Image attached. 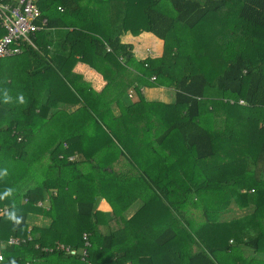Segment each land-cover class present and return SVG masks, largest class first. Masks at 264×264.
Segmentation results:
<instances>
[{
  "label": "trees",
  "instance_id": "trees-1",
  "mask_svg": "<svg viewBox=\"0 0 264 264\" xmlns=\"http://www.w3.org/2000/svg\"><path fill=\"white\" fill-rule=\"evenodd\" d=\"M78 1L40 0L39 6L48 26L66 16L82 15L85 11L90 14V25L70 23L72 28L66 32L64 47L69 50L68 57L79 55L82 61L103 73L109 71L111 76L105 88L97 92L86 81L80 82V75H74L75 80L57 71L59 90L51 84L47 87V82L53 80L44 78L43 104L39 101L33 108L35 102L30 100L5 105L9 108L5 110L4 106L0 111V208H8V213H0V239L15 236L25 240L6 247V263L231 264L233 259L234 264H249L244 261L248 259L245 252L235 253V247L240 248L241 244L251 249L254 257L264 256V0H86L83 9ZM60 3L64 10L59 9ZM112 26L116 27L111 30ZM144 31L164 41V53L159 58L138 61L140 75L135 78L143 84L153 74L168 77L171 82L166 84L178 90L176 101L170 105L146 102L139 87L136 90L143 102L127 106L121 101L127 90L120 94L107 92L113 77L124 73L136 60L132 44L123 42L121 36ZM48 33L38 32V44L47 43ZM108 45L111 51L107 50ZM27 50L39 52L32 47ZM123 58L126 62L121 61ZM1 62L0 59V103L4 104L5 98L10 100L13 96L7 90L23 86L25 81L35 82L31 76L40 77V73L6 75L4 69L9 63L2 68ZM99 63H104L103 67ZM214 72L216 78L212 79ZM131 86L128 84L126 89ZM211 90L218 95L216 103L225 106L216 143L212 131L202 122V117L208 118L212 113L200 114L197 99L212 95ZM53 96H57L52 100L58 103V109L48 120L47 100ZM114 103L119 111L109 107ZM71 105L76 109L69 111L72 108L64 107ZM147 112L158 117L161 125L143 127V133L155 129L158 141H146L142 130L133 124V118L147 116ZM228 118L235 123H227ZM100 123L106 130L103 139L123 145L131 153L133 159L128 161L132 168L148 172L152 162L146 154L134 153V144L140 142L145 145L142 151L149 145L153 154L166 163L165 171L185 169L189 161L194 168L202 160V165H207L211 159L207 158L215 150L229 151L228 158L219 165H249L252 178L248 186L256 190L237 189L229 198L220 193L218 206L205 203L207 219L199 223L198 229L193 228L186 213L197 204L191 198L195 184L183 185L182 180H176L178 173L151 170L149 182L141 177L155 196L141 199L122 191L130 187L131 176L123 179L106 167L101 168L103 172L97 170L91 154L98 153V146H105L94 131ZM40 131L45 140L32 139ZM173 133L181 138L169 140ZM231 197L241 207L243 199L252 207L245 222L242 218L229 223L216 217L226 209ZM102 198L115 207L110 219L98 208ZM136 202L141 206L128 215ZM37 214L51 218V223L31 225L29 217ZM154 216L160 221L158 224L153 221ZM105 224L109 226L107 233L101 229ZM162 224L170 232L165 234L159 227ZM153 230L155 236L150 235ZM85 233L88 239L84 238ZM59 243L76 253L57 249ZM193 246L197 247L196 252ZM84 250L87 255L82 259ZM183 257H187L184 262Z\"/></svg>",
  "mask_w": 264,
  "mask_h": 264
},
{
  "label": "crops",
  "instance_id": "crops-1",
  "mask_svg": "<svg viewBox=\"0 0 264 264\" xmlns=\"http://www.w3.org/2000/svg\"><path fill=\"white\" fill-rule=\"evenodd\" d=\"M82 6L86 3V0H79L78 4ZM58 7H62L64 10V6L60 3ZM41 8V7H40ZM97 9V8H96ZM42 13H43V9ZM50 14L53 16L55 14L54 10L51 9ZM47 18V17H46ZM54 18V17H53ZM53 18L51 21H53ZM57 18V17H55ZM90 14H88L86 11L84 14L77 13L74 16H66L63 20H55L56 22H59L58 24L55 23L48 26L45 30L41 32H49L48 37L46 38L47 43L42 42L37 45L39 49H37L39 52H36L34 50H27L22 54L8 57V58H1L2 62V68L4 65H8L4 69V73L6 75L11 74H20L24 73L25 76H29L31 73L39 72L40 78L37 74L36 76H31V78L34 79L35 82L31 83V81H25L23 83V86H13L9 90L6 91V93H10L13 95L10 100L9 98H5L4 104L0 103V111H2L5 105L8 104H20L22 102L27 103L28 101L32 100L35 102V105L33 108L37 107V103L43 104L42 102L45 101L46 95L43 93V81L44 78H47L49 80H53L55 82H47V87H50L51 85L56 86V91L59 90L58 86V74L57 71L60 72L62 76H70L76 80V77L74 75H80L81 78L79 79L80 82L86 81L89 86H92L94 90L97 92H100L105 88L109 81V76H111L110 72L105 70V73L101 72L98 68H95L93 64L86 63L81 60L80 56L77 55L76 58L68 57V52L64 47L66 42V32L68 29H71L70 23H78V24H91L89 21ZM107 29H110L111 23L108 21ZM116 27V26H115ZM114 26L111 27V30L115 28ZM41 32H39L41 34ZM3 30L0 29V37L3 35ZM39 38V37H38ZM36 36V39H38ZM122 41L125 43H130L133 46V53L135 55L136 60L131 64L127 66V70L124 73L117 74L113 77L111 85L109 89L107 90L108 93H114V94H120L123 91H126V94L128 98L134 99L135 102H143V100L140 98L139 93H137L136 88L139 87L141 93L144 96V100L146 102H152V103H159L162 102L164 104L170 105L176 101V93L177 88L174 85H168L166 83H170L171 80L168 77L158 76L156 74H153L150 78H146L147 82H139L138 78H135V75H140V71L138 70V61H143L146 58H159L164 53V41L158 37H156L151 32H141L140 34H132V33H124L122 36ZM41 40V39H40ZM122 62H126V59L123 58L121 60ZM8 62V63H7ZM100 67H103L104 63H99ZM44 72V75H41V73ZM183 75V74H182ZM180 75V76H182ZM38 76V77H37ZM132 83V86L129 89H126L127 85ZM112 88V91H111ZM113 88L115 90H113ZM212 95L210 96H204V97H198L199 100V113L201 114H207L212 113L208 118L202 117V122H204L205 126L209 128L212 131V136L214 137V143H216L220 136H215L216 131L223 126V111L224 107L223 105H219L216 102L219 100L217 93L214 90H211ZM59 93V92H58ZM132 93V95H131ZM58 95V94H57ZM125 95L122 96L121 101H123L124 106H127L128 103L125 99ZM57 96H53L51 98H48L47 105H48V115L47 119H51V115L54 113L55 109H58V103L54 102L52 99L56 98ZM114 99V98H113ZM112 99V100H113ZM224 103L226 102L225 99L222 100ZM112 101H110L111 103ZM185 103V102H182ZM145 105V104H144ZM112 106V107H111ZM109 107L115 108L119 111V107L117 105L112 104ZM182 107H186V104H180ZM5 110H7L9 107L5 106ZM50 107V108H49ZM62 107V106H60ZM65 108H72L73 111L76 109L77 106H64ZM50 109V110H49ZM169 110V109H168ZM181 112L182 109H179ZM186 110V109H185ZM217 113V114H215ZM147 116L144 117H137L133 118V124L136 126V129L138 131L142 130V136L146 141H158V132L153 129L147 131L145 134L143 133L144 128L143 127H157V125H161L159 122V118L153 115L152 113L147 112ZM201 117V116H200ZM227 120V123L234 124V119ZM143 128V129H142ZM27 133L29 131H26ZM20 137H18V140ZM37 138L39 140H43L44 136L42 135V132L38 133L36 136H33L32 139ZM181 137L179 134H171L169 137V140H179ZM45 140V139H44ZM43 140V141H44ZM42 141V142H43ZM143 143H136L134 144L133 148L136 152H134L136 155L141 156L142 153L146 154L148 158L150 159L149 162L150 165L148 166V172L143 169L137 168L141 173L149 175L153 174L151 173V170H153L154 173H157L159 170H163L162 174L164 173H171V174H179L176 177V180H182L183 185H193L195 184V187L191 193V198L193 202L197 203L194 205V210L190 213H186V216L190 221L193 223V228L198 229L199 223L203 220L207 219V215L204 212V205L205 203L211 204L213 206H218L221 202L220 199V193L228 194V198L230 195H232V191H235L237 189H240V192L245 191L248 189V184L251 182L252 173L250 171V166L243 163L240 166H237V164H230L226 167H221L219 164L222 163V160L224 158H228L229 151H217L215 150L211 156H209L207 159L211 158L210 160H207V165H202V161L200 162V165H197L198 167L194 168L190 165L192 164L190 161L188 163V166L185 169L180 168L174 169L172 171H165L167 169V165L165 162H162L158 159V156L153 154L152 149L148 145L145 151H142L144 148ZM142 151V152H141ZM159 151H161L159 149ZM153 157H151V156ZM143 161V160H142ZM161 163V165H157V163ZM154 163L152 166L151 164ZM120 166V165H117ZM116 166V167H117ZM229 166V167H228ZM205 171V172H203ZM207 173V174H205ZM263 175V174H262ZM123 179L126 176H130L129 174H121ZM193 176H196V179L193 181ZM131 178L133 179V182H131L130 187H124L122 191H124L126 196H139L141 199H149L150 196L155 199L154 193L152 195L150 188L147 186L144 182L141 181V177L134 176ZM161 177H159L160 179ZM231 179L229 182L227 179ZM255 187H252L249 191L254 192ZM222 191V192H221ZM119 190L116 191V195H119ZM264 195V193H263ZM244 200V201H243ZM243 207H241L237 200L234 197H231L228 203V206H226V209L223 210L219 215H216L219 221H225V222H233L242 219V216H244V222L248 219V216L253 211L252 207H249L250 205L247 203L246 199H243ZM158 205L160 206L161 202L160 199L157 201ZM134 205H137L138 208L141 206L140 202L134 203ZM98 208L103 211L107 215V219L112 218L114 209L113 205L109 200L106 198H102L98 203ZM136 208L135 211L138 209ZM134 211V212H135ZM133 212V213H134ZM187 212V211H186ZM132 213V214H133ZM128 215H130L128 213ZM213 219V216H210ZM31 225H39V226H46L51 223V218L43 217L40 214L37 215H31L28 220ZM154 222H157V224L160 222L156 217L153 218ZM165 219L161 221L164 222ZM163 225V224H162ZM159 227L165 231V234L170 232V230L166 229V227L163 225H159ZM101 229L104 232H109V226L108 224H105V226H101ZM245 230V228H244ZM246 231V230H245ZM251 232H255L251 231ZM150 235L155 236V231L153 230L150 232ZM231 242L233 240L231 239ZM240 249L242 252H247L249 257L250 264H264V256L257 255L253 256V252L251 249H249L246 245H240ZM197 251V247L193 246V252ZM188 257V256H187ZM187 257H183L182 262L186 261ZM254 258H261L263 259V262H256L254 261ZM231 264H234L235 261L231 259ZM128 264H131L130 262Z\"/></svg>",
  "mask_w": 264,
  "mask_h": 264
},
{
  "label": "built area",
  "instance_id": "built-area-1",
  "mask_svg": "<svg viewBox=\"0 0 264 264\" xmlns=\"http://www.w3.org/2000/svg\"><path fill=\"white\" fill-rule=\"evenodd\" d=\"M40 0H0V27L4 34L0 37V59L12 57L24 53L30 47L39 49L36 43L38 32L48 28V19L43 16L39 6ZM63 10L62 7H59ZM107 50L111 51L108 45ZM147 65V63H146ZM132 95V93H131ZM244 103L243 100H241ZM21 139V138H19ZM0 213H8V208H0ZM88 239V235H84ZM25 241L19 237L11 236L7 239H0V264H7V257L4 250L8 245H17ZM89 245V241H86ZM52 251L53 248H44ZM57 249L65 250L67 253L75 254L76 250L63 243L57 245ZM87 251H83V258ZM32 264V263H27Z\"/></svg>",
  "mask_w": 264,
  "mask_h": 264
},
{
  "label": "rangeland",
  "instance_id": "rangeland-1",
  "mask_svg": "<svg viewBox=\"0 0 264 264\" xmlns=\"http://www.w3.org/2000/svg\"><path fill=\"white\" fill-rule=\"evenodd\" d=\"M211 78L212 79L216 78L215 72L211 75ZM125 99L130 104L135 103L134 99L128 98L127 95H125ZM12 105H14V103ZM88 122H89V120H88ZM106 129H108L107 126H106ZM89 131H92V130L89 129ZM94 131H95V133L96 132L98 133V135L100 136L99 139L102 141V143L105 144V146L104 145H100V146L97 145L99 147L98 153L95 155L94 152H92V154H91L94 158V159H92V162L98 165V168H97L98 171L99 170L102 171L101 168L106 167L109 170L113 169L117 175H121V174L126 173L132 177H134V176L143 177L148 182L151 180V179H149L148 175L141 173L137 168H132L129 165L128 158L133 159V157H132L131 153L123 145L118 146L114 142H107L105 139H103V136L106 135V130L104 129V127L102 126L101 123L94 127ZM95 145H96V142L94 143V146ZM121 152H124V154H121ZM112 154H114L115 156ZM49 161H50V159H49ZM114 162H115V164L113 165ZM99 164H100V166H99ZM117 165H120V166H117ZM95 175L101 176V175H97V174H95ZM22 181L25 182L26 178L23 179ZM12 184H13V186H15L14 182ZM18 184H19V182H18ZM137 207H138L137 205H133L129 209L128 213L132 214ZM244 216L245 215L242 216L243 220H244ZM239 250H240V253H242V250L239 248V246H236L235 247V253H238ZM244 254H245V256L248 257V259H245L244 261H247L249 263L250 255L247 252H245Z\"/></svg>",
  "mask_w": 264,
  "mask_h": 264
}]
</instances>
